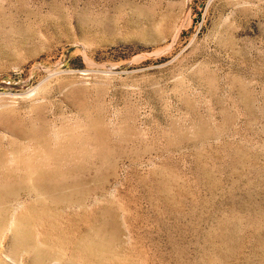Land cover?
<instances>
[{
	"label": "rangeland",
	"instance_id": "obj_1",
	"mask_svg": "<svg viewBox=\"0 0 264 264\" xmlns=\"http://www.w3.org/2000/svg\"><path fill=\"white\" fill-rule=\"evenodd\" d=\"M0 264H264V0H0Z\"/></svg>",
	"mask_w": 264,
	"mask_h": 264
}]
</instances>
